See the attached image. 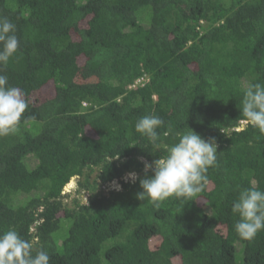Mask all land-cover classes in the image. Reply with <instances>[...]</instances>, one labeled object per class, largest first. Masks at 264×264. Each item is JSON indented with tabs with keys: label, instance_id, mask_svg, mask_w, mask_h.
<instances>
[{
	"label": "trees",
	"instance_id": "1",
	"mask_svg": "<svg viewBox=\"0 0 264 264\" xmlns=\"http://www.w3.org/2000/svg\"><path fill=\"white\" fill-rule=\"evenodd\" d=\"M0 17L20 42L0 75L28 102L0 136V233L35 238L49 264H264V230L241 238L232 212L264 191V133L240 111L264 84V0H0ZM145 115L164 121L159 148L135 131ZM188 128L217 144L203 190L138 200L125 176Z\"/></svg>",
	"mask_w": 264,
	"mask_h": 264
},
{
	"label": "clouds",
	"instance_id": "2",
	"mask_svg": "<svg viewBox=\"0 0 264 264\" xmlns=\"http://www.w3.org/2000/svg\"><path fill=\"white\" fill-rule=\"evenodd\" d=\"M19 44L16 25L7 17H0V65H6L17 54ZM138 80L136 83L140 82ZM241 104L240 111L245 122L264 133V84L249 83L243 92ZM27 108L23 91L10 86L6 75H0V136L14 134L18 130ZM163 124L159 116L145 115L136 122L135 131L159 148L161 143L157 129ZM170 132L171 128L163 135L166 137ZM175 135V143L163 145L165 156L144 162L143 178L135 172L128 173L124 178L126 182L138 180L141 191L136 198L157 208L170 197L189 200L200 193L207 183L208 169L217 165V144L213 138L205 140L189 128ZM118 158L119 155L115 159ZM114 184L119 190V185ZM232 212L240 218L235 224L238 235L248 240L254 238L264 230V191L256 187L240 190ZM34 245L35 238L25 240L14 228L0 233V264H49V253L42 246L37 250Z\"/></svg>",
	"mask_w": 264,
	"mask_h": 264
},
{
	"label": "rangeland",
	"instance_id": "3",
	"mask_svg": "<svg viewBox=\"0 0 264 264\" xmlns=\"http://www.w3.org/2000/svg\"><path fill=\"white\" fill-rule=\"evenodd\" d=\"M245 125V123H242V126ZM118 185L119 183L116 182ZM111 187H116L115 184H111ZM120 187V185H119ZM110 187L104 188V191H108ZM76 189H77V178H72L70 182L64 187L62 194L64 196L65 202H71L74 197H76ZM83 200H87L86 195L82 194L80 195Z\"/></svg>",
	"mask_w": 264,
	"mask_h": 264
},
{
	"label": "built area",
	"instance_id": "4",
	"mask_svg": "<svg viewBox=\"0 0 264 264\" xmlns=\"http://www.w3.org/2000/svg\"><path fill=\"white\" fill-rule=\"evenodd\" d=\"M138 81H141V79H139Z\"/></svg>",
	"mask_w": 264,
	"mask_h": 264
}]
</instances>
